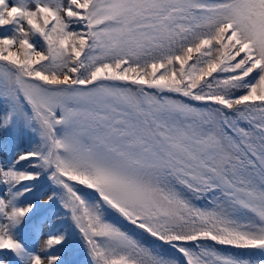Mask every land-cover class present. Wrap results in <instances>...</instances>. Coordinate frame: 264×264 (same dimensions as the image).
Segmentation results:
<instances>
[{
    "label": "snow or ice",
    "instance_id": "6c2138e0",
    "mask_svg": "<svg viewBox=\"0 0 264 264\" xmlns=\"http://www.w3.org/2000/svg\"><path fill=\"white\" fill-rule=\"evenodd\" d=\"M77 251L264 264V0H0V264Z\"/></svg>",
    "mask_w": 264,
    "mask_h": 264
},
{
    "label": "trees",
    "instance_id": "16d2710c",
    "mask_svg": "<svg viewBox=\"0 0 264 264\" xmlns=\"http://www.w3.org/2000/svg\"><path fill=\"white\" fill-rule=\"evenodd\" d=\"M197 54H193V59H195V56ZM27 143L25 144V147H27ZM46 202V201H45ZM61 227H65V228H68L69 230H72L71 229V222L70 221H64L62 224H61ZM73 239L74 237L71 235V232H70V239H69V243L71 244L73 242ZM31 243V241H29ZM70 259L74 260L76 262V264H85V257L79 252L77 251L74 255H72L70 257Z\"/></svg>",
    "mask_w": 264,
    "mask_h": 264
},
{
    "label": "rangeland",
    "instance_id": "374dc122",
    "mask_svg": "<svg viewBox=\"0 0 264 264\" xmlns=\"http://www.w3.org/2000/svg\"><path fill=\"white\" fill-rule=\"evenodd\" d=\"M27 143V141H23L22 144H21V147H25V144ZM45 231H47V228H45Z\"/></svg>",
    "mask_w": 264,
    "mask_h": 264
}]
</instances>
